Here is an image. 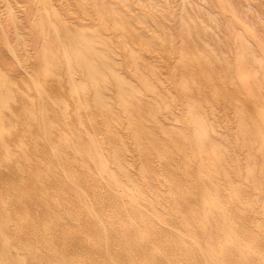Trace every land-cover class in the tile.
I'll return each instance as SVG.
<instances>
[{
  "label": "rangeland",
  "instance_id": "obj_1",
  "mask_svg": "<svg viewBox=\"0 0 264 264\" xmlns=\"http://www.w3.org/2000/svg\"><path fill=\"white\" fill-rule=\"evenodd\" d=\"M67 29L88 40L99 74L65 48ZM263 155L264 0H0V257L6 247L9 262L193 264L211 239L181 217H212L188 176L231 213L221 244L241 235L258 256L264 220L233 226L253 205L264 214ZM149 203L164 214L147 228Z\"/></svg>",
  "mask_w": 264,
  "mask_h": 264
},
{
  "label": "bare ground",
  "instance_id": "obj_2",
  "mask_svg": "<svg viewBox=\"0 0 264 264\" xmlns=\"http://www.w3.org/2000/svg\"><path fill=\"white\" fill-rule=\"evenodd\" d=\"M62 33H63V35H66V37H68V41L65 44V48L70 47L71 51L74 50L76 54L80 55L81 63L83 65H86L87 68L89 70H91L93 76L95 74H99L100 70L97 69L96 64L94 63L93 55H91L93 53L89 52L91 49V48H89L90 46H88L89 42H88V40H86L85 38H83L80 35L82 33L76 32L75 34H73L71 32H68V29L63 31ZM58 34H61V32L58 31ZM75 37H78V38H75ZM99 56L104 61V63L107 65V57L105 55H99ZM118 84H119V90L121 92L120 94L125 98L131 97L130 88L127 85L125 86V82L122 79L118 78ZM99 100H101V101L104 100L101 95H99ZM143 105H145V103L140 105L139 108H141ZM191 115H192L193 123L195 125V133L198 135V138L200 140H204V139L208 138L209 135H208V132L206 129V125L204 124L202 119L198 118L199 115L197 113H195L193 110L191 111ZM208 141H209V143H216V140L212 139V138L208 139ZM248 150H249L250 159L253 161H257L258 156H257V153L255 154V152L253 151L252 146H249ZM144 156H145L143 158L144 162L142 163V166H141L142 172L150 181L152 180V183H153L155 178L152 175H150L149 173L147 174V170H146L147 167L150 166L149 165L150 162L148 161L149 155L147 157V154H144ZM262 160H264V159H262ZM100 165L103 168L106 167L104 161L101 158H100ZM226 174H227L226 177L232 176L230 173H226ZM112 177H113V181H115L116 183L120 182L118 177H117V174H113ZM187 179L188 180H186V184L189 185L190 189L191 190H197V192H198V195H196L195 200H197V201L202 200L203 202L206 201L205 205L208 204V206H204L202 209L204 212H206L205 213L206 215L209 214L212 217V220L208 224H202V225H198L196 222H194L195 216H193V219H191V220L181 217V219L183 221L182 226H184L185 228H187L189 230H193V235L195 236V238H199L201 236V235L196 234L195 230L198 231V229L199 230L201 229L203 236L211 239V241L198 244L199 247H198V249L197 248L196 249L199 251H203V253H202V255L199 253L201 255L199 257V260H197V262H193V264H264V253H260L258 256L251 255L252 247L250 249V245H248L249 242L243 240L244 237H242L241 235H239L240 237L236 238V241H234L232 245L226 246L224 244H221V242L219 241L221 235L218 232L217 228L219 226L225 227V226H231L232 225V222L229 219V216L231 215V213L229 211L225 210L223 205H221V204H220L221 206H217V205H212L214 202H212V204L208 203L209 202V193H210L211 189L207 183H205V182L198 183V181L191 180L189 178V176ZM254 181L256 182V179ZM215 187H218L217 184H215ZM189 199L190 198H188V197L181 198V199L178 198L176 201V207L183 214L187 211L184 207H186L188 204H191V202H192ZM213 201H215V200H213ZM215 206H217V207H215ZM210 207H212V208H210ZM148 208L152 209L151 214H146L145 212H142V211L140 212L141 213L140 221L144 224H147V223L150 224V225H148V227L145 225L147 228H149V226L158 224V223L154 222V217H155V219L157 217L160 218V215L164 214V211L159 208V204H157V203H149ZM251 208H253L251 213H249L247 211L245 212L246 219L244 220V222L237 224V225L234 224L233 228H234L235 232H237V233L239 232V234H243L242 233L243 231L244 232L251 231V230H253V227L255 226L254 224L258 223L261 220H264V217H262V216H264V214H262L261 211H259V209H260L259 204L253 205ZM193 209L197 210V208H193ZM239 210H240L239 207H232L231 208L232 215L234 213H237ZM161 219H162V217H161ZM156 220H158V219H156ZM138 228H139V226H138ZM141 228L143 229V226L142 227L140 226V230H141ZM144 229H146V228H144ZM127 232H130L129 228H128ZM131 232H136V230L131 231ZM132 239H133V237H132ZM137 240H140V239H137ZM139 242H141V241H139ZM260 244L261 243H259L258 246H260ZM261 247H262V245H261ZM4 249H7V248L3 247L1 249L2 257H0V264H14V263L15 264H36V263L28 262L23 256L19 255V253L15 254V256H12L13 259L10 258V262H9V257H7L4 254ZM83 250H85V248H83ZM249 250H251V251H249ZM13 260L15 262H13ZM182 262L183 261H181L180 264ZM182 264H184V262Z\"/></svg>",
  "mask_w": 264,
  "mask_h": 264
}]
</instances>
